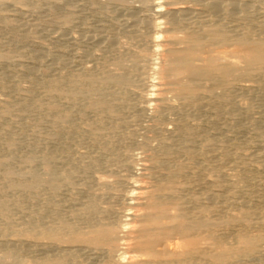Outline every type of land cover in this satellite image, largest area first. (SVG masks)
<instances>
[{
    "label": "rangeland",
    "instance_id": "obj_1",
    "mask_svg": "<svg viewBox=\"0 0 264 264\" xmlns=\"http://www.w3.org/2000/svg\"><path fill=\"white\" fill-rule=\"evenodd\" d=\"M156 1L0 0V162L6 164L0 167V250L7 247L2 238H24L23 251L17 254L26 258V244H32L25 238L29 223L36 216L56 222L74 198L100 188L98 176L108 179L104 202L116 205L115 213L125 212L124 195L150 157L184 164L177 175L178 194L195 190L214 211L244 206L250 210L249 231L263 219V72L245 70L223 84L224 95L216 88H200L197 102L176 100L157 109L144 97L156 75L125 74L133 89L125 92L112 116L90 110L83 87L73 96L45 92L58 73L66 88L70 78L85 74V67L92 66L91 73L99 75L118 57L149 47L158 32ZM192 1L198 7L211 1L228 4L231 7L210 12L203 7L200 14L234 28L233 33L247 31L251 41L264 36V0ZM123 40L129 41L128 47L118 50ZM230 49V42L222 50L216 47ZM95 79L101 81L100 76ZM113 91L115 87L106 91L108 98ZM49 103L60 106L56 114ZM61 113H70L68 120L56 119ZM44 165L53 178L36 188L28 171H40ZM4 168L15 174L5 176ZM211 194L215 197H208ZM260 232L264 236V229ZM263 253L247 260L236 252L229 264H264Z\"/></svg>",
    "mask_w": 264,
    "mask_h": 264
},
{
    "label": "bare ground",
    "instance_id": "obj_2",
    "mask_svg": "<svg viewBox=\"0 0 264 264\" xmlns=\"http://www.w3.org/2000/svg\"><path fill=\"white\" fill-rule=\"evenodd\" d=\"M153 7L158 32L150 38L149 47L143 45L127 57L114 59L111 69L99 75L91 73L92 66L85 67V74L79 72L75 78L72 75L66 88L57 71L59 75L47 82L45 92L57 95L65 92L73 96L75 90L83 87L87 107L112 116L125 92L133 87L125 74H140L141 78L142 74L152 71V75H156L144 97L157 109L160 104L167 106L176 100L197 102L196 91L200 88H216L224 95L223 84L236 80L245 70L264 73V36L251 41L247 31L233 33L234 28L213 21L209 14H200L203 7L210 12L230 5L211 1L198 7L192 0L183 3L157 0ZM92 39L94 37H90ZM228 42L232 49L216 50L217 46L222 50ZM128 43L118 41L117 49L127 48ZM95 76H100L101 81H96ZM109 87L116 88L110 98L105 94ZM59 107L57 103L50 105L54 112ZM6 110L4 113L8 112ZM69 114H57L56 119L68 120ZM149 160L137 174V182L124 195L125 212L115 213L116 205L104 202L106 197L102 196L107 194L108 179L98 176L96 182L100 188L86 197L74 198L65 214L56 215V222L39 216L30 220L25 238L32 244L26 242V258L17 254L22 250L21 239L24 238H2L7 247L0 250V264H229L236 252L249 260L264 251V236L260 232L264 229V217L256 216L260 211L255 212V216L261 221L255 222L256 230L249 231V209L244 210L241 205L214 211L216 209L202 203L192 189L182 196L177 192V175L184 164L169 165L153 157ZM4 165L0 162V167ZM2 171L7 177L15 174L7 168ZM28 172L36 188L53 178L47 165L40 171ZM262 213L264 215L263 209Z\"/></svg>",
    "mask_w": 264,
    "mask_h": 264
}]
</instances>
